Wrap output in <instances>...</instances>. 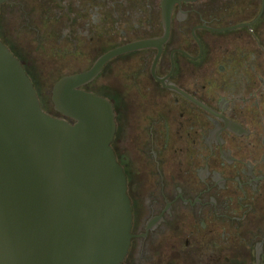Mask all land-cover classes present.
I'll use <instances>...</instances> for the list:
<instances>
[{"label": "flooded vegetation", "instance_id": "1", "mask_svg": "<svg viewBox=\"0 0 264 264\" xmlns=\"http://www.w3.org/2000/svg\"><path fill=\"white\" fill-rule=\"evenodd\" d=\"M47 2L40 18L20 0L0 13L79 56L164 35L162 0ZM168 33L159 60L125 55L138 107L127 163L111 144L132 208L123 264H264V0L177 3Z\"/></svg>", "mask_w": 264, "mask_h": 264}, {"label": "water", "instance_id": "2", "mask_svg": "<svg viewBox=\"0 0 264 264\" xmlns=\"http://www.w3.org/2000/svg\"><path fill=\"white\" fill-rule=\"evenodd\" d=\"M183 1L205 0H162L161 38L117 47L58 80L52 103L61 117L42 108L22 63L0 40V264H123L132 208L111 146L114 106L85 87L120 55L157 49L159 60L170 11Z\"/></svg>", "mask_w": 264, "mask_h": 264}, {"label": "rangeland", "instance_id": "3", "mask_svg": "<svg viewBox=\"0 0 264 264\" xmlns=\"http://www.w3.org/2000/svg\"><path fill=\"white\" fill-rule=\"evenodd\" d=\"M20 1L28 6H36L37 10H40L39 18L43 13L42 9H38V7H46L48 4V0ZM84 29L80 30L84 31ZM26 30L27 27L23 25V22H19L15 16H11L8 8L3 6L0 13V40L21 61L34 84L42 108L54 116L56 111L53 109L52 90L55 83L62 77L88 70L99 56L72 55L69 52L74 51V47L68 40L51 38L48 44H45L44 39L38 37L35 31ZM89 36L90 34L85 37L86 42H89ZM98 38L95 36L94 39L96 46H98ZM130 59L131 56L113 59L105 66L95 82L85 88L90 92L109 97L115 103V109L118 111L116 121L119 127L112 145L117 157L125 162L127 156L125 157L123 154L126 151L124 143L128 145L129 149L133 148L132 123L136 118L138 107V104L134 103L138 97L133 88V70L127 67L130 65ZM122 114L126 120L124 124L122 123ZM122 129L124 130L123 143ZM122 144L124 148H121Z\"/></svg>", "mask_w": 264, "mask_h": 264}]
</instances>
